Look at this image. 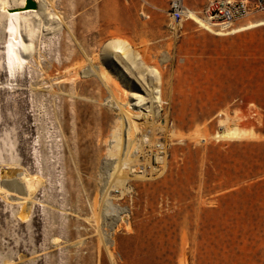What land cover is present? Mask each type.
Returning a JSON list of instances; mask_svg holds the SVG:
<instances>
[{"label": "rangeland", "instance_id": "rangeland-1", "mask_svg": "<svg viewBox=\"0 0 264 264\" xmlns=\"http://www.w3.org/2000/svg\"><path fill=\"white\" fill-rule=\"evenodd\" d=\"M46 1L13 75L0 25V264H264V25L215 34L264 13L212 32L170 0ZM127 113L158 143L124 157Z\"/></svg>", "mask_w": 264, "mask_h": 264}, {"label": "bare ground", "instance_id": "bare-ground-1", "mask_svg": "<svg viewBox=\"0 0 264 264\" xmlns=\"http://www.w3.org/2000/svg\"><path fill=\"white\" fill-rule=\"evenodd\" d=\"M32 1H34L37 4V9L35 10H25L24 8L25 0H21V3L15 4L16 6H12L10 2H8L7 0H0V25H3L7 28L6 37H5L6 38L5 43L7 48L6 74L9 72L10 75H13L14 72L18 73L20 70L24 69V66L26 64V57L28 54L27 52L28 48L26 44H24V42L29 41V43H32L36 35L33 31H30V27L32 26V23H34L35 20L34 18L40 17L41 15L45 16V14L47 13V8L45 6V4L47 3L46 0H32ZM16 9L22 10V12L13 13L12 11ZM113 14L114 17L112 18V20L116 32L115 37L110 39L107 42V44H105L106 46L103 49V53L101 52L102 53L101 56L105 65H110L111 67L117 69L116 71L118 73L119 68H125V67L129 68V65H134L135 59H132L131 57L130 45L125 41H123L122 39H120L119 37L118 34V31L120 29L119 18L116 15V13ZM192 19L194 22L198 23L202 28L213 32L214 27L211 26L208 22L202 20L200 17L196 15H192ZM263 25H264V19L259 21H251L246 25H241L239 27L234 28L230 32L228 31V33L219 31V32H215V34L219 36L233 35L244 31H249L261 27ZM231 27H233V25ZM228 29H221V30L225 31ZM98 78L102 82H107L109 80L104 71L98 74ZM136 119L139 121L141 120L142 122L136 123L134 121ZM124 120L126 121V125H127L125 128L126 130L125 140L127 142L126 143L127 148L125 146L126 152L125 151H124L125 153L123 152L124 157H126L128 149L130 148L133 149L134 146H136L137 149L139 150L141 148L140 143L142 142L155 144L154 143L155 138L153 135L154 130L153 128H151L152 126L150 127V125H152L150 120L146 121L143 118V115L139 113L133 115L127 113L126 115H124ZM119 134L120 133H118V135L113 134V136L116 137L114 146L117 150L120 149V146L123 143L122 137ZM136 134H139V138H137ZM246 135H251V132H247L237 127H226L217 137L222 139H237V138H242ZM122 161L123 162L120 161L122 165H127V163H124L125 162L124 159H122ZM36 181H37L36 179L25 178L26 187L29 191L34 188Z\"/></svg>", "mask_w": 264, "mask_h": 264}, {"label": "built area", "instance_id": "built-area-1", "mask_svg": "<svg viewBox=\"0 0 264 264\" xmlns=\"http://www.w3.org/2000/svg\"><path fill=\"white\" fill-rule=\"evenodd\" d=\"M169 16L176 23L192 20L197 15L214 28L228 29L236 22L264 13V0H204L201 9L194 12L184 0H170Z\"/></svg>", "mask_w": 264, "mask_h": 264}, {"label": "water", "instance_id": "water-1", "mask_svg": "<svg viewBox=\"0 0 264 264\" xmlns=\"http://www.w3.org/2000/svg\"><path fill=\"white\" fill-rule=\"evenodd\" d=\"M25 10H35L37 9V4L32 0H26Z\"/></svg>", "mask_w": 264, "mask_h": 264}, {"label": "crops", "instance_id": "crops-1", "mask_svg": "<svg viewBox=\"0 0 264 264\" xmlns=\"http://www.w3.org/2000/svg\"><path fill=\"white\" fill-rule=\"evenodd\" d=\"M187 4H188V6H189L191 9H194V10L198 11V10L201 9L203 3L200 4V5H198V4L194 5V4H190V3H187Z\"/></svg>", "mask_w": 264, "mask_h": 264}]
</instances>
